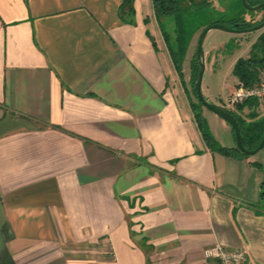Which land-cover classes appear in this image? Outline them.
<instances>
[{"label":"crops","instance_id":"obj_1","mask_svg":"<svg viewBox=\"0 0 264 264\" xmlns=\"http://www.w3.org/2000/svg\"><path fill=\"white\" fill-rule=\"evenodd\" d=\"M121 3L0 0V264H202L216 244L264 264V149L208 148L195 41L180 78L152 1L131 23Z\"/></svg>","mask_w":264,"mask_h":264},{"label":"trees","instance_id":"obj_2","mask_svg":"<svg viewBox=\"0 0 264 264\" xmlns=\"http://www.w3.org/2000/svg\"><path fill=\"white\" fill-rule=\"evenodd\" d=\"M133 1L134 0H122V3L119 7V17L123 22H132L134 17ZM151 1L155 18L158 22L175 70L180 78H182L181 62L184 59L192 37L196 33L199 31L202 32L206 27L215 23L223 24L238 30H247L248 28L255 25V23L246 21L242 17V15L245 12H248V10L243 7L241 0H238L239 5L234 6L233 8H226L225 6L223 11L216 9L213 0ZM246 2L248 5L253 6L264 3V0H246ZM228 10L230 13L229 16H227ZM260 44L261 47H263V55L261 57L251 56L248 59H239L235 63L233 67V74L237 78V84L242 83L246 86L252 85L257 80L258 74L264 70V45L263 42ZM195 57L196 52L194 53L192 59L191 77V91L193 98L196 101H191L190 105L194 115V120L200 130L203 140L205 141L208 148L212 151L232 158H247L248 156L239 151L237 147L226 148L217 144L208 131L201 114L202 104L197 100L193 91L194 80L197 77V65L195 62ZM246 103L239 106L238 109L241 110V108L246 105ZM229 112L234 115L238 121L241 139L245 148L248 150L255 149L259 145L264 134V118L244 120L234 112ZM254 165L261 166L259 163H254ZM260 197V208L264 212V183Z\"/></svg>","mask_w":264,"mask_h":264},{"label":"rangeland","instance_id":"obj_3","mask_svg":"<svg viewBox=\"0 0 264 264\" xmlns=\"http://www.w3.org/2000/svg\"><path fill=\"white\" fill-rule=\"evenodd\" d=\"M213 1L216 6V9L220 11H223L225 6L226 8H233L234 6L239 5L238 0ZM229 14L230 13L228 10L227 16H229ZM242 17L246 21L255 23V25L248 28V31L243 33H230L217 29L210 30L203 42L205 66L201 85L202 94L211 103L220 105L222 107L227 98L229 97L231 89L237 84V78L233 74V67L235 63L239 59H248L251 56L261 57L263 55V47H261L260 43L263 42L264 45V25L259 29L252 28L264 23V9L262 8L256 11L248 10V12H245ZM199 36L200 32H198L192 37L184 59L181 62L182 77L184 73L188 74L187 65L189 64L188 60L190 59V56L188 55V52L190 51L189 48L191 46L190 44L193 40L195 41L193 48V52L195 53L197 50ZM190 93L193 97L191 88ZM245 108L256 112L255 114L249 117L247 116V114H243V112L239 109L229 111L234 112L236 115L240 116L244 120L261 119L260 117L262 116L264 118V101L259 102L255 99H251L248 101V103H246V105L242 107V110ZM201 114L202 118L205 121L208 131L214 138V141L219 144V141L223 139V131L220 122L225 123L228 126L230 125L203 105L201 107ZM207 114H212L211 116H214V120L217 121L210 122V120L206 116ZM230 129H232L231 126Z\"/></svg>","mask_w":264,"mask_h":264},{"label":"water","instance_id":"obj_4","mask_svg":"<svg viewBox=\"0 0 264 264\" xmlns=\"http://www.w3.org/2000/svg\"><path fill=\"white\" fill-rule=\"evenodd\" d=\"M241 2L243 4V6L249 11H256V10H259L262 8L264 9V3H260L257 5L251 6V5L247 4L246 0H241ZM263 25H264V23L260 24L258 26H255L252 29H259ZM214 29L222 30L225 32H230V33H243V32L248 31V30H238V29H234V28L228 27V26L223 25V24L215 23V24H212V25L206 27L200 33V36L198 38V43H197L196 57H195V62L197 65V67H196L197 77L194 80L193 91L195 93L197 100L203 106L208 108L211 112H213L215 115H217L218 117L223 119L226 123H228L231 126V128L233 129V132H234L235 144H236V147L239 149V151H241L243 154H245L247 156H253V155L257 154L259 151L264 149V134H263V137H262L259 145L255 149H253V150L246 149L243 142H242V139H241V133H240L238 121L234 117V115H232L228 110H226L222 106L211 103L202 94L201 85H202L204 66H205L204 65L203 42H204V39H205L207 33L210 30H214Z\"/></svg>","mask_w":264,"mask_h":264},{"label":"built area","instance_id":"obj_5","mask_svg":"<svg viewBox=\"0 0 264 264\" xmlns=\"http://www.w3.org/2000/svg\"><path fill=\"white\" fill-rule=\"evenodd\" d=\"M251 99L264 101V70L258 74L257 80L252 85L238 83L223 108L234 111ZM246 258L247 253L243 249L231 250L216 244L204 250L202 264H244Z\"/></svg>","mask_w":264,"mask_h":264}]
</instances>
